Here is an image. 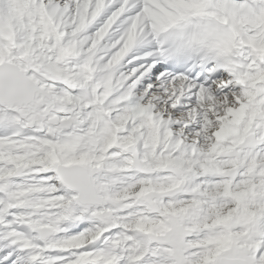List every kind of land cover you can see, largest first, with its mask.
Instances as JSON below:
<instances>
[{"label": "snow or ice", "instance_id": "snow-or-ice-1", "mask_svg": "<svg viewBox=\"0 0 264 264\" xmlns=\"http://www.w3.org/2000/svg\"><path fill=\"white\" fill-rule=\"evenodd\" d=\"M0 264H264V0H0Z\"/></svg>", "mask_w": 264, "mask_h": 264}]
</instances>
